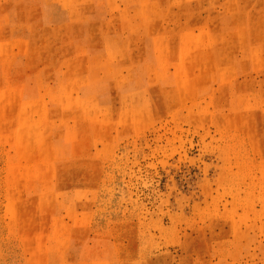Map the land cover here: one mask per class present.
<instances>
[{
    "label": "rangeland",
    "instance_id": "obj_1",
    "mask_svg": "<svg viewBox=\"0 0 264 264\" xmlns=\"http://www.w3.org/2000/svg\"><path fill=\"white\" fill-rule=\"evenodd\" d=\"M0 264H264V0H0Z\"/></svg>",
    "mask_w": 264,
    "mask_h": 264
}]
</instances>
